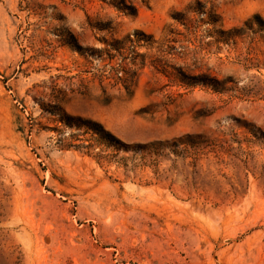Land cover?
<instances>
[{
  "label": "rangeland",
  "instance_id": "1",
  "mask_svg": "<svg viewBox=\"0 0 264 264\" xmlns=\"http://www.w3.org/2000/svg\"><path fill=\"white\" fill-rule=\"evenodd\" d=\"M195 2L0 0V264H264V0ZM60 109L157 170L61 147Z\"/></svg>",
  "mask_w": 264,
  "mask_h": 264
},
{
  "label": "trees",
  "instance_id": "2",
  "mask_svg": "<svg viewBox=\"0 0 264 264\" xmlns=\"http://www.w3.org/2000/svg\"><path fill=\"white\" fill-rule=\"evenodd\" d=\"M204 1L205 2L196 0L195 5L188 8V13L195 16V18L190 19L189 22H198L202 25L206 24L212 26V22L214 21L206 17V12L204 10L205 4L212 0ZM179 18L181 19L179 20ZM179 18L177 20L179 22L184 20L183 16ZM254 21H256L260 29L263 30L264 20L259 15H254L245 22V25L251 28ZM198 27L199 25L194 26V28ZM213 30V28H207V33L210 37L214 34ZM231 34L232 33L226 35V39L223 40L215 38L214 42L220 43L229 41ZM221 35H225V33L221 32ZM121 69V71H124L122 67ZM117 72L118 70H116V73ZM117 80H121V78H117ZM51 115L56 117L55 122L59 125L56 128V132L59 136L58 142L61 147L82 152L93 157L100 164L110 165L114 163L118 168H121L123 173L127 176L132 175L136 177L146 168H151L156 171L159 165V158L162 154V147L169 144L168 141L165 143H148L137 146L134 150V155H121V152H126L128 150L127 146L115 135L105 130L100 123L91 119L69 116L61 109L59 112L52 111ZM172 146H178L177 142H173Z\"/></svg>",
  "mask_w": 264,
  "mask_h": 264
}]
</instances>
